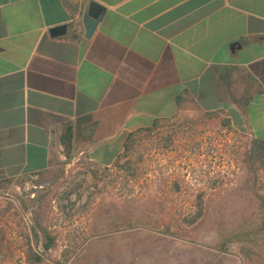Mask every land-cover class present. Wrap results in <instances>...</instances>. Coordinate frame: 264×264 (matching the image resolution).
Instances as JSON below:
<instances>
[{"label":"crops","instance_id":"0c3cea01","mask_svg":"<svg viewBox=\"0 0 264 264\" xmlns=\"http://www.w3.org/2000/svg\"><path fill=\"white\" fill-rule=\"evenodd\" d=\"M185 109L264 140V0H0V183L59 166L68 126L70 154L109 167Z\"/></svg>","mask_w":264,"mask_h":264},{"label":"rangeland","instance_id":"374dc122","mask_svg":"<svg viewBox=\"0 0 264 264\" xmlns=\"http://www.w3.org/2000/svg\"><path fill=\"white\" fill-rule=\"evenodd\" d=\"M133 140L109 167L67 154L52 183L1 182L0 264H31L44 202L57 245L38 264H264V164L247 167L250 136L185 109ZM187 222L200 225L188 238L164 233Z\"/></svg>","mask_w":264,"mask_h":264},{"label":"trees","instance_id":"16d2710c","mask_svg":"<svg viewBox=\"0 0 264 264\" xmlns=\"http://www.w3.org/2000/svg\"><path fill=\"white\" fill-rule=\"evenodd\" d=\"M218 115L220 114L218 113H206L205 114L206 117H210V118L218 116ZM162 125H163V122L159 120V121H156L151 128L143 130V131L148 132L150 134L151 132L158 130ZM134 135L135 134L131 135L129 139L127 140L125 144V150L123 153H125L126 151L128 152L133 147ZM148 136L151 137L152 135H148ZM62 140H63V144L65 145L67 151H69V154H70L72 140H73L72 126H68L65 129ZM245 163L251 171H253L258 164L260 165L264 164V140H257V139L252 140L250 148L246 152ZM62 174H63V169L57 168V169H51V170L39 173V175H37V178L39 182L49 181L50 183H52L56 181L57 179H59V177ZM39 207L40 208H39V213H38V219L32 229V234H33L34 239L32 240L31 238H29V241L27 244L28 248L26 250L27 259L29 260L31 264H38L42 262L44 259L43 253L51 251L57 245V235L55 234V231L52 230L51 226L42 222L46 216V213L48 212V208H49L48 204L44 202ZM187 223H188L187 226H190V227H185V228L181 227L179 231H172L171 227H167L164 233L171 235V236H179L183 238H186V237L188 238L191 234H193L192 232L194 230H197V228L200 225H197L198 227H195L193 229L192 226H194V222H187ZM32 242H34L37 246H41V250L39 252H35ZM218 249L221 251H227L228 247L226 246V243L223 242L218 245Z\"/></svg>","mask_w":264,"mask_h":264},{"label":"water","instance_id":"95a60500","mask_svg":"<svg viewBox=\"0 0 264 264\" xmlns=\"http://www.w3.org/2000/svg\"><path fill=\"white\" fill-rule=\"evenodd\" d=\"M105 13V8L99 5L98 3L92 2L84 13L83 22L85 25L86 37L91 38L101 21L103 15ZM67 27L61 26L56 27L51 31L53 35H60L59 33L64 31Z\"/></svg>","mask_w":264,"mask_h":264}]
</instances>
